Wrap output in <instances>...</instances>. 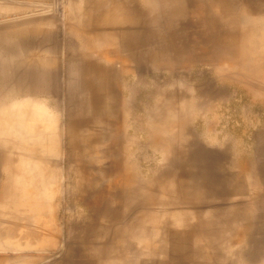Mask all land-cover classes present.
I'll list each match as a JSON object with an SVG mask.
<instances>
[{"label": "bare ground", "instance_id": "1", "mask_svg": "<svg viewBox=\"0 0 264 264\" xmlns=\"http://www.w3.org/2000/svg\"><path fill=\"white\" fill-rule=\"evenodd\" d=\"M116 1L117 0H110L109 15L115 13L118 15V10L116 11L113 7ZM72 2L69 1L68 4ZM74 3L75 2L72 4ZM95 3L96 7H101L104 3L108 5L106 1L101 0ZM123 3L124 11L127 15V18L124 20L125 24L123 23L124 26H126V29L123 28L125 30L122 28H114L106 31L109 26L108 24L112 26L119 24L117 20L113 21V18L109 20L105 19L104 21L93 19L91 25H88V27H90V29L92 27V29L94 28L96 30L95 32H99V34L96 33L97 35H95V37L88 33L93 30L87 31L83 26H81L82 31L83 29L85 31L82 32L80 31L81 29L76 30L77 32H81H78L79 34H77V36L83 43V60L90 62L88 60L89 58L85 59V57L89 55L96 59L95 61L92 60L93 62H90V65L84 62L85 67L82 68L85 75V78H82V87L83 91L85 90L87 92H83V94L86 93V97L82 95L81 86L79 85L80 89L77 88L81 93L78 95H81L80 97L82 98L84 97L86 103L84 106L87 105V111L84 110V106L82 107L84 109H79L82 112H79L78 118L74 122L75 130H71L70 124H72V122L70 121L72 120H69L66 124L67 144L65 145H67L69 153H71V161H73L74 164L76 178L74 191L76 201L84 211L89 213L90 219L93 218L97 223L93 229L89 230L87 238L97 239L100 234L106 237L111 229H114L111 230L112 234L116 233L120 235V233L124 232L127 235V232L131 234L129 231H132V228L135 227L134 230L141 229L143 232V240L146 242L144 251L148 252V250H151L154 252L150 254V257L158 255L159 258H167L168 253L166 251L168 250L171 255L170 257H172V253L173 255L180 254L187 249V244H190L191 247L189 246L190 248L188 247L189 250L187 251L188 255L190 251H194L192 252L193 257H198L200 259L198 264H220V252L214 251L212 254H210L211 252L209 253V248L212 249L210 247L212 244L211 240L216 239V241H218L219 238H215V234L206 229L215 223L224 224L225 222L221 218L215 219L216 222L214 221V216L216 215H213V207L211 208L210 205L209 207L211 209H206L207 206L201 207L202 216L200 218L197 212L187 210L189 207L190 209L195 208V204H197L202 196L199 195L200 192L198 190H193V180L185 176L182 172V167L184 166L183 161L186 157V152H183L182 148L185 145L182 147L180 146L181 148L176 146L172 138L176 126L179 129H177L178 132L182 131L183 128L185 129V124L183 125L181 123V126L180 122H184L187 118L184 120L177 119L179 121H176V124L174 120H176L178 116L182 118L186 116L187 110H189V100L192 99L193 94L189 90H173L171 84H167L165 88L163 86L164 89L161 90L155 87L156 89L151 91V94L155 95L156 99L159 100L155 101L153 107L145 112V127L143 130L146 133L147 140L150 142L149 144H153L152 148L154 147V150L160 152V158L162 161L166 162L165 168H168V170L160 171L161 176L159 177L155 175L154 183H152V185L150 183L152 187L150 190L146 184L136 178L132 169L129 167V147L132 142H128L130 144L128 147L127 139H125V136L130 131L126 124L127 115H125V111L127 105L124 104L125 107L121 108L123 110L122 120L124 122L117 125L111 121L113 107H109V105L107 108L105 99L108 98L107 95H109L113 89L116 90L119 87L120 78L128 80L129 77L134 75L138 78V75L145 73V65H148L149 68L151 67L152 73L153 71L164 70L168 73L181 72L188 74V72L195 69V65H198L199 62L201 66L216 67L217 73H221L222 70L227 68L226 65H229V74L239 73L251 79L257 94H264V90L261 88L264 87V0H123ZM74 6L75 9L76 4H74ZM68 8L69 10H67V13L73 9V5H70V7L68 6ZM74 9L71 11L76 13ZM39 13L41 14V12ZM74 13L72 14L74 15ZM69 14L67 15L68 17ZM76 14L74 16L72 15L73 17L70 16V18L74 19V17L78 15ZM37 15L39 18H44L43 15ZM122 15L125 16L124 14ZM34 16L36 17V13ZM103 16L105 15L103 14ZM29 18L32 20L27 19L28 22L31 21L30 24L24 21L26 25L22 23L23 21H20L21 25L30 26L32 22L34 25L35 21L33 15L32 18ZM38 19L36 17V24H39L38 22L40 19ZM75 19L76 21L73 22L75 23L74 25L80 28L79 25L82 24L78 23V25H76L77 19L80 18L76 17ZM44 20L45 19L42 20L43 23ZM42 21L40 23H42ZM3 22L1 24L4 25L7 21ZM8 22H11V20L9 19ZM70 22H72V20H70ZM45 24H43L42 27L45 26L46 28L49 26ZM10 26L8 27L10 28ZM14 26L11 27L15 29L16 26L15 28ZM24 26H21V28ZM37 26L39 27V25H36V29ZM4 28H6V26ZM21 28L19 27V29ZM73 31L75 34L76 31L74 29ZM77 36L75 34V37ZM235 60L238 62L237 67L234 66V64H236ZM234 61L235 63H233ZM74 72L72 73L74 74ZM72 73H68V75ZM46 80L43 82H46ZM70 82L69 84L71 85ZM48 83H46V85ZM177 84L179 83L177 82ZM79 91H77V93ZM4 96L5 95H3V98ZM82 98H79V100ZM108 100L109 98L107 101ZM31 103L13 104L12 107L0 109V148L4 149L7 154L4 160L5 164L3 162H1V164H4L6 167V171H3V173L8 193L9 190L12 191V194L9 195L11 200L9 208L13 210H11L13 213L10 215L13 214L12 216L14 219L10 221L12 224L18 223L17 225H22L21 227L23 230L21 232L18 226L13 230H0V248H7V250L11 248L28 250L31 247H37V249L42 247L44 249L46 247L50 248L51 246H53L52 248L54 249V246H56L48 244L51 243V239L56 235H53L54 231L52 232L50 226L44 221L43 217L45 216H39L37 212L36 214L42 218L32 215L31 208L34 207L36 201L40 203L42 200L45 202L50 199L52 196L50 195L49 189L51 187L54 189L53 186L60 181L61 176L59 177V171L61 173V170L54 165L57 163L55 162L57 159L52 162L54 164H52L51 161L55 158H59L58 156L61 154L59 153V145H61L59 140L61 137L59 138V130L55 126L56 124L54 125L51 121L52 118L42 110L43 108L41 109L38 105ZM176 104L178 107H176ZM83 111H85V113ZM178 123L180 127H178ZM95 127H98L100 130L99 136L96 134L97 131L94 134L92 133V129ZM112 127L114 128L113 131ZM65 136L66 135H64V137ZM123 140H125L126 143L121 146ZM65 149L67 148L65 147ZM119 151L121 152V159L117 156V152ZM175 164H178L179 173L181 172V174H178L177 170L174 175L173 173L170 175L171 169H173L172 167L175 166ZM155 168L157 169L158 167ZM5 174H7V176H5ZM197 191L199 193H197ZM52 195L54 194L52 193ZM139 208L143 210V213L139 212ZM48 209L51 210L52 207ZM39 211L38 213L43 212L42 210ZM135 212H139L140 215L135 216ZM239 212L240 211L237 213V221H239V218L241 220L243 215ZM30 213L32 217L28 215ZM51 213L52 212H50V216ZM121 213L124 214L125 218L128 220H126L127 222L135 221L134 224H131L132 228H128L130 223H125V218L122 219L124 228L121 226L122 224L120 226L118 225L120 223H117V220ZM248 214L249 216L247 213H244V221L249 222L242 226L241 234L238 235L241 238L239 245H246L249 242L248 238L254 230L252 222L254 220L257 221V216L253 217L252 214ZM2 217L4 216L2 215ZM10 217L11 216H9L8 219L13 218ZM133 217L138 220H130ZM8 219H6L5 222H9ZM50 219L52 218L50 217ZM198 219L201 232L200 230H198V232H194L193 230L187 231L186 229L189 230L190 228H194V221ZM22 220H24L23 223H21ZM110 221L111 225L113 222V225L112 227L109 226L110 230L108 232V230L105 231V228ZM0 225H2V222ZM31 226H33L36 231L33 229V232L27 233V230L24 229L26 227L28 229ZM17 230H19V233H17ZM217 234L222 236L221 233ZM133 235H136V233L132 234V236ZM104 236H102V238ZM127 236L124 238V241L127 239ZM134 237L135 236H133V238ZM116 238L117 237H115V239ZM135 238L134 240L138 237ZM109 239H112V237H109ZM189 239L193 241V245L189 243L190 241L187 242ZM103 240L106 242L108 239L104 238ZM68 241L66 240L64 242L70 243ZM52 242L55 244L56 241L54 240ZM94 242L88 243L92 244ZM103 242H100L102 245L96 242L98 243L97 245H99V248L97 247V249H95V251L97 250V255L102 253L104 247L111 244L109 241L110 244H104L103 246ZM71 244L73 246V242L64 245ZM80 244L81 243H79L78 246H80ZM84 244L86 246L89 245L83 243L82 246H80V251L82 250L83 253L90 247L88 246V248L86 247V249H84ZM62 245L63 244H60V246ZM167 245L169 247L172 246L176 252L180 253H171V251L174 250L167 247ZM110 246L115 249L114 246ZM110 246L107 248H110ZM192 246H198L197 248H199L200 252L195 253L194 249L191 250V248H193ZM100 247L102 251H100ZM64 248L67 249V247ZM71 248H69L70 250L67 249V251L72 250L73 253L75 250ZM94 248L95 247H93V249ZM66 249H64V251ZM46 250L44 249L43 251L45 252ZM144 251L142 252L145 253ZM26 252L24 251V253ZM90 252L91 250H89V253ZM107 252L106 250V253ZM70 253H68V256ZM96 253H94V257H96ZM16 254H18V252H16ZM65 255L64 253V256ZM114 255L117 254L114 253ZM2 257H7V259L8 257L10 259L12 258L10 256ZM2 257H0V259H2ZM112 257L113 254L109 259H112ZM126 257H124V259H127ZM120 258L123 257L120 256ZM134 258L132 259L134 260ZM109 259H106L105 262L114 264L116 261H107ZM136 259L137 258H135V260ZM143 259L146 260L147 258H142L141 260ZM15 260L16 259H14V261ZM17 260L22 261L23 259H21L20 256V259ZM123 260L122 263L124 264ZM38 261L39 259L36 260V262ZM105 262L102 263L101 261L102 264H107ZM98 263L90 261V264Z\"/></svg>", "mask_w": 264, "mask_h": 264}, {"label": "rangeland", "instance_id": "2", "mask_svg": "<svg viewBox=\"0 0 264 264\" xmlns=\"http://www.w3.org/2000/svg\"><path fill=\"white\" fill-rule=\"evenodd\" d=\"M69 1L75 2L74 4H76V8L78 7L77 9H74L75 6L72 4L73 2L71 4L69 3L70 5H73V9L78 15L74 13V11H71L73 9L70 11L74 13V15L76 14L77 18L79 17L81 19H77L76 23V25H78V23L82 24L79 25L80 28L73 23L76 21V17H74V20L70 18V16L73 17L74 15L70 11V14L67 13V10H69L68 6L70 7L68 4ZM101 1H106L108 5L104 3L103 6L96 7L95 2H98V0H0V94L3 90L5 93L2 92L0 95V109L4 107H12L13 104H27V102L30 104L32 101L31 104L38 105L41 109L43 108L42 110L52 118L51 121L54 125L56 124L55 126L59 130V138L61 137L59 140V143L61 144L59 145L61 147V149L59 147V153L61 154H59V158H55L54 160L51 159L53 160L51 163L57 159L55 161L57 163L52 164L61 170V173L59 171V177L61 176L60 181L55 185L56 188L53 186L54 189L52 187V190L51 188L49 189L52 197L45 201L46 204L43 200L40 203L36 201L34 203L35 208H31L32 215L37 216L38 218H42L39 217L40 215L45 216L43 217L44 221L50 226L51 231H54L53 235L57 236V238L54 236L55 238L53 237V240L51 239L50 241L51 243L48 244L56 246H54V249L52 248L53 246L50 248H44L45 250L50 249L45 252L42 247L39 249H37V247H31L28 250L14 248L7 250V248H0V257H12L11 259L9 257L8 259L7 257H2V259H0V264H10V262L11 264H90V261L95 263L99 262L98 264H100L101 261L104 263L106 259L111 258L112 254V259L107 261L116 260L114 264H121L126 256H128L126 257L128 260L124 259V264H198V262H200L198 257H193L192 252L194 251H190L192 254L189 252L188 255L187 251L191 245L187 244V242H189L190 239L186 242L187 249L184 251L181 250L182 253L176 252L172 246L169 247L167 245V247L174 250H170L171 253L174 252V254H180L173 255L172 253V257H170L171 255L168 250L166 251L168 253V256L166 255L167 258H159L158 255L150 257V254L154 252L151 250H148V252L144 251L146 242L143 240V232L141 229L134 230L135 227L132 228L131 224H134L135 221L127 222L128 220L122 213L120 214L117 223L119 222L120 224L118 225L120 226L123 221L122 219L125 218L124 222L130 223L128 225L129 227H127L133 229L132 231H129L131 234L128 232V236L124 232L120 233V235L116 233V235L112 234L111 230L114 229L110 230V227H112L113 222L111 225L110 221V223L107 224L108 226H106L105 231L108 230L109 232L110 230L111 233H107L106 237L110 234L109 237H112L113 240L109 239V237L106 238L104 235H102L104 236L102 238L101 234L97 239L87 238L89 230L93 229L97 223L93 218L90 219L89 213L84 211L76 201L74 191V184L76 183L74 164L73 161H71V153H69L68 147L65 145L67 144L66 124L69 120H72L70 121L72 122V124H70L71 130H75L74 122L78 118L79 112H82L79 109H84L82 107L86 104L84 97H86L87 92L85 90L83 91L82 87V82L85 78L82 68L85 67V63L90 65V62L96 60L91 55L85 57V59L89 58L88 60L90 62L83 60V43L77 36V34L82 31L81 26L87 31L93 30L91 31L92 34L91 32H88L93 37L99 34V32H95L96 30L94 28L92 29L91 27L90 29V27H88V25H91L93 19L104 21L105 19L109 20L110 18H113V21H118L117 23L119 24L116 26L108 24L109 26L107 25L108 29H106V31L114 28L123 29L126 27L124 26V20L127 18V15L124 11L123 0H117L114 3L113 7L116 11L118 10V15H116V13L109 15L110 0ZM93 7L96 8L94 9ZM39 12H41V14ZM35 13L37 19L39 18L37 14L43 15L44 18L40 17L42 20L45 19L44 23L41 18H39V22L37 20L39 24H36ZM68 14L69 17L67 16ZM103 14L105 16H103ZM32 15L33 19L35 17V24L39 25V27L37 26V29L36 25H33V22L31 24L35 27L32 25H28L29 27L26 26L27 24L25 22L27 19H30L29 17L32 18ZM69 18L72 22H70ZM9 19L11 22H8ZM3 21L7 22L3 25L1 24ZM20 21H23L22 23L26 24V27L24 24L21 25ZM31 21H27V23L30 24ZM41 21L43 24L46 23L45 25L49 26L46 28L45 26L42 27L43 24L40 23ZM10 24L11 26H14L15 24L16 28L14 26L15 29H13ZM5 26L6 28H4ZM8 26H10V28ZM18 26L20 28L21 26L24 27L19 29ZM73 29L75 31L81 29L78 31L79 33L77 31L75 32L77 37H75ZM84 29L83 31H85ZM235 61L233 63H235ZM237 63L238 62L236 61V64H234L235 67L238 66ZM199 64L200 62L198 65H195V69L188 72V74L181 72L168 73L164 70L153 71V74L151 67L149 68L148 65H145V73L142 75L137 74L138 78L136 75L129 77L128 80L120 78L119 87L116 90L113 89V91L107 95L109 100L107 101L108 98H106L105 104L107 105V108L109 105V107H113L111 121L117 125L124 122L122 120L123 110L121 108L125 107L124 104L127 105L125 111V115H127L126 124L130 131L125 136V139H127V143L132 142L130 143L131 146L128 143V147L130 146L129 167L132 169L136 178L146 184L150 190L152 188V183L155 181V175H158L159 177L161 176L160 171L168 170V168H165L166 162L162 161L160 158V152L154 150V147L152 148L153 144H149L150 142L147 140L146 133L143 130L145 127V112L153 107L155 101L159 100L156 99L155 95L151 94V91L156 88L159 90L164 89L167 84H171L173 90H189L193 94L192 99L189 100V110H187L186 116L184 118L178 116V118L176 117V120H174L176 124V121H179L177 119L184 120L187 118L184 122H180V124H185V129L183 128V130L181 129L182 131L178 132L179 129L176 126L174 135L172 136L173 142L176 146L182 147L185 145L182 148L183 152H186L182 172L185 176L193 180V190H198L200 193L198 191L197 193L202 196L197 204H195V208H191V210L189 207L187 210L197 212L200 218L202 216V206H207L206 209L213 207L212 213L213 215H216L214 216V221L216 222L215 219L217 218L224 220V224L215 223L206 229L209 232L214 233L215 238H219L218 241H216V239L211 240L212 244L210 243V247L212 249L209 248V253L211 252L210 254H212L214 251H219L221 256L220 264H264V94H257L256 89L252 85L251 79H248L239 73L229 74V65H226L227 68L225 67L226 69L222 70L221 73H217L216 67L201 66ZM72 72H74V74ZM68 73L72 74L68 75ZM45 80L46 82H43ZM68 81H72L70 82L71 85ZM177 82L179 84H177ZM46 83L48 84L46 85ZM79 85L82 88V95H85L83 98L80 97L81 95H78L81 94L78 90L80 89ZM175 86L178 89H176ZM261 88L264 90V87ZM77 91L79 92L77 93ZM83 92L86 93L83 94ZM3 95H5L4 98ZM78 97L82 99L79 100ZM84 107V110L87 111V105ZM176 107H178L177 104ZM85 111L83 112L85 113ZM178 127H180L179 123ZM113 130L114 128L112 127V131ZM92 131L93 134L97 131L96 134L99 136L100 130L98 127H95ZM64 135L66 136L64 137ZM126 141L123 140L121 146H123V144L125 145ZM65 147L67 149H65ZM6 155V151L0 148V220L2 219V225H0V228H2L0 230H13L18 226L22 232V225H17L18 223L16 224L15 222V224H12L10 221H13L14 217L12 216L13 214L10 215L13 213V210L11 209V211L9 208L11 202L9 195L12 194V191L9 190L8 193L4 181L3 171H6V167L4 166V160L7 157ZM117 156L121 159L120 151L117 152ZM1 162L4 164H1ZM154 166L158 168L156 169ZM172 168L171 172L169 170L171 173L170 175H172V173L174 175L177 170V173L181 174V172L179 173L178 164H175ZM5 176H7V174H5ZM52 193L54 195H52ZM207 200L210 202L208 203ZM51 207L53 210L48 209ZM237 208L238 211H240L239 213L243 214L241 220L239 218V221H237ZM39 209L43 212H40ZM37 210L41 214L38 213ZM50 212H52L51 216ZM139 212L143 213V210L139 208ZM139 212H135V216H139ZM244 213H247L248 216V213L252 214L253 217L257 216V221L254 220L252 222L254 230L248 238L249 242L246 245H239L241 238L238 235L241 234L242 226L249 222L244 221ZM2 215L6 218L2 217ZM28 215H31V213ZM9 216L13 218L10 217L11 219H8ZM50 217L52 219H50ZM6 219H8L9 222H5ZM134 219L135 217L130 220ZM23 221L24 220H22L21 223H23ZM194 224V228L186 230H193L194 232L200 230L201 232L199 219L195 220ZM121 226H123V224ZM31 227H29L31 231L29 228L27 229V227L24 230H27V233L33 232V229L35 230V228ZM17 231V233H19V230ZM135 233L136 235L133 236L136 238L138 237L137 239L134 237L136 240H134L132 236V234ZM217 233H221L222 236ZM112 235L117 238L115 239ZM120 236H122L123 239ZM126 236L127 239L124 241ZM104 238L108 239L111 244L108 240L105 242V240H103ZM54 240L56 241L55 244L52 242ZM66 240L70 243L73 242V246L72 244L64 245L70 244L65 243L64 241ZM92 241H95L92 243L93 245L88 243ZM99 241L105 242H103V246L104 244H110L114 246L115 249L110 245V248H107L109 247L107 245L102 251L101 246L100 251H102V255H97V250L95 251V249H97L100 244L102 245ZM96 242H98L99 245H97L98 243ZM79 243H81L80 246H82L83 243L89 244L87 246L84 244V249H86V247L88 248V246H90V249L88 248V250H85L83 253L82 250L80 251L81 247L78 246ZM189 243L193 245V241H190ZM60 244L63 245L60 246ZM71 246L73 250H75L73 253L72 250L67 251V249L70 250L69 248H71ZM64 247H67V249ZM93 247L95 248L93 249ZM197 247L194 246L191 250L194 249L195 253H199L200 250ZM64 249L66 250L64 251ZM89 250H91L90 253ZM106 250L108 251L107 253ZM24 251L27 252L24 253ZM63 251L67 256H64ZM16 252H18V254H16ZM80 252H82L83 255ZM93 252L96 253V257H94L95 255ZM68 253H70L69 256ZM114 253L117 255H114ZM20 256L21 259H23L22 261L17 260L20 259ZM120 256L123 258H120ZM134 257L137 259L135 260ZM132 258H134V260ZM140 258L147 259L141 260ZM164 258L165 260L162 262ZM4 259H6L8 263ZM14 259L16 260L14 261ZM38 259L39 261L36 262ZM108 263L110 264L111 262Z\"/></svg>", "mask_w": 264, "mask_h": 264}]
</instances>
